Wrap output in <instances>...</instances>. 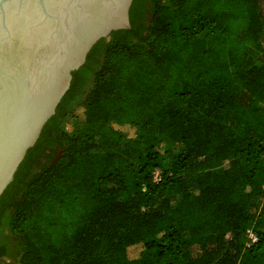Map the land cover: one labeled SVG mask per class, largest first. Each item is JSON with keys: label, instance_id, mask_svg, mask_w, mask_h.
I'll list each match as a JSON object with an SVG mask.
<instances>
[{"label": "trees", "instance_id": "16d2710c", "mask_svg": "<svg viewBox=\"0 0 264 264\" xmlns=\"http://www.w3.org/2000/svg\"><path fill=\"white\" fill-rule=\"evenodd\" d=\"M261 2L134 0L131 28L97 42L73 72L0 197V257L264 264ZM69 118L78 132L65 130ZM166 141L181 150L169 154ZM227 160L233 173L218 169Z\"/></svg>", "mask_w": 264, "mask_h": 264}, {"label": "water", "instance_id": "95a60500", "mask_svg": "<svg viewBox=\"0 0 264 264\" xmlns=\"http://www.w3.org/2000/svg\"><path fill=\"white\" fill-rule=\"evenodd\" d=\"M134 0H0V197L56 114L73 72Z\"/></svg>", "mask_w": 264, "mask_h": 264}, {"label": "rangeland", "instance_id": "374dc122", "mask_svg": "<svg viewBox=\"0 0 264 264\" xmlns=\"http://www.w3.org/2000/svg\"><path fill=\"white\" fill-rule=\"evenodd\" d=\"M82 112V108H77L76 111H75V116H78L79 114H81ZM110 129L112 131H118V132H121L123 134H126V135H129L130 132H131V127L129 126H121V125H118L116 123H111L109 125ZM64 128L65 130H67L68 132L70 133H74V132H78L81 128V123L78 121L77 118H69L65 124H64ZM104 137L101 139L103 140ZM162 149L164 151H167L169 154H172V153H176V152H179L181 150V146L179 145H174L172 144L170 141H166L163 145H162ZM219 170H225V171H228L230 173H233L234 172V168L232 167V164H231V161L230 160H227L225 161L224 163H222L219 168ZM192 253L194 254V256H197L200 254V248L198 247H193L192 249Z\"/></svg>", "mask_w": 264, "mask_h": 264}, {"label": "flooded vegetation", "instance_id": "af4514ba", "mask_svg": "<svg viewBox=\"0 0 264 264\" xmlns=\"http://www.w3.org/2000/svg\"><path fill=\"white\" fill-rule=\"evenodd\" d=\"M261 6H262V9H263V14H264V0H262ZM4 249H6L7 252L10 249L11 250H14V245L12 243H10V242L9 243H6L4 245ZM0 264H14V258L12 256L7 255V254L2 255L0 257Z\"/></svg>", "mask_w": 264, "mask_h": 264}, {"label": "built area", "instance_id": "2783aa9c", "mask_svg": "<svg viewBox=\"0 0 264 264\" xmlns=\"http://www.w3.org/2000/svg\"><path fill=\"white\" fill-rule=\"evenodd\" d=\"M159 179H160L159 178V172L157 171L155 173V181H159ZM257 240H258V238H257L256 234L253 232L252 229H249L247 231V245H252V244L256 243Z\"/></svg>", "mask_w": 264, "mask_h": 264}]
</instances>
